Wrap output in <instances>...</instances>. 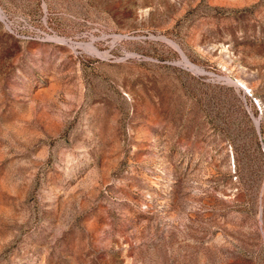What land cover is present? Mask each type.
I'll return each instance as SVG.
<instances>
[{
    "label": "rangeland",
    "instance_id": "rangeland-1",
    "mask_svg": "<svg viewBox=\"0 0 264 264\" xmlns=\"http://www.w3.org/2000/svg\"><path fill=\"white\" fill-rule=\"evenodd\" d=\"M0 8V264H264V0Z\"/></svg>",
    "mask_w": 264,
    "mask_h": 264
},
{
    "label": "bare ground",
    "instance_id": "bare-ground-1",
    "mask_svg": "<svg viewBox=\"0 0 264 264\" xmlns=\"http://www.w3.org/2000/svg\"><path fill=\"white\" fill-rule=\"evenodd\" d=\"M0 17L4 20V14H3V11L1 10V8H0ZM56 40H59V41H65L64 39H62V38H57ZM166 40H168V42L169 43H171L173 46H175L179 51H180V47H178V45L176 44V43H174L173 41H171V40H169V39H166ZM85 46V45H84ZM89 47V46H88ZM181 52V51H180ZM183 61L185 62V64L187 65V66H190L191 68H193V69H195L196 68V66H194L192 63H191V61L187 58V56H183ZM198 70V69H197ZM241 87L242 86H244L245 88H248L247 86H245L244 84H241L240 85ZM249 90V89H248ZM249 91H251V90H249ZM256 123H258V121H256Z\"/></svg>",
    "mask_w": 264,
    "mask_h": 264
},
{
    "label": "built area",
    "instance_id": "built-area-1",
    "mask_svg": "<svg viewBox=\"0 0 264 264\" xmlns=\"http://www.w3.org/2000/svg\"><path fill=\"white\" fill-rule=\"evenodd\" d=\"M244 90H245L246 94H247L249 97L253 98L254 103H255L257 106H259V104H258V100L255 99V98L253 97V94L251 93V91H249L248 89H244Z\"/></svg>",
    "mask_w": 264,
    "mask_h": 264
},
{
    "label": "water",
    "instance_id": "water-1",
    "mask_svg": "<svg viewBox=\"0 0 264 264\" xmlns=\"http://www.w3.org/2000/svg\"><path fill=\"white\" fill-rule=\"evenodd\" d=\"M180 51H181V50H180ZM180 53H181L182 57L185 56L184 53H183L182 51H181ZM257 127H258V129H259V122L257 123Z\"/></svg>",
    "mask_w": 264,
    "mask_h": 264
}]
</instances>
